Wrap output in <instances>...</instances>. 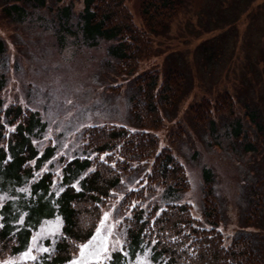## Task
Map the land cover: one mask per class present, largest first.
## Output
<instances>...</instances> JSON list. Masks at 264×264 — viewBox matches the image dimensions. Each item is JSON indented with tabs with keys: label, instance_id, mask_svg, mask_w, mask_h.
I'll list each match as a JSON object with an SVG mask.
<instances>
[{
	"label": "trees",
	"instance_id": "obj_1",
	"mask_svg": "<svg viewBox=\"0 0 264 264\" xmlns=\"http://www.w3.org/2000/svg\"><path fill=\"white\" fill-rule=\"evenodd\" d=\"M55 1L0 0V15L13 21L21 19L29 8L45 6L51 10V30L58 46L66 40L88 45L102 41L107 54L115 61L113 71L121 74L135 68L139 59L152 53L150 30H162L181 7V0H138L140 23L135 24L124 0H79L78 7L73 6V0H58L59 6H54ZM4 51L0 37V61L6 57ZM262 51L264 48L256 50L257 54ZM244 54L250 53L244 51ZM196 65L200 67L199 62ZM0 75H3L1 71ZM184 81L185 71L175 66L160 73L155 67H149L129 75L124 88L128 123L81 122L69 135V139L74 138L73 144L68 143V147L79 149L69 155H56L59 146L54 143L38 146L37 140L46 127L35 108L16 102L0 104V257L26 248L30 235L44 220L55 217L59 220L58 231L51 238L43 239L42 245L47 251H39L27 261L3 264H61L68 260L77 245L91 236L100 216L98 208L110 190L119 187L123 176L143 168L147 160L149 170L143 186L152 189L151 193L157 187V199H153L149 208L128 207L131 198L142 196L143 187L123 189L118 201V208L128 207L126 214L121 212L118 224L123 245L111 251L102 264H125L136 251H144L150 264L263 262L264 249L254 240L256 235L264 233V228L256 224L263 205L260 198L264 195L263 176L258 175L244 186L246 205L239 217L240 224L225 243L216 227L223 213L212 192L211 177H202L200 220L190 214L185 202L172 198L158 201L159 195L188 187L181 162L168 147L157 145L153 131L162 123V111L173 107ZM257 81L262 80L256 79V87L243 84L241 96L258 92ZM117 86L116 83L103 85L110 91ZM232 102V94L219 89L212 97L200 95L187 109L193 122L201 126L207 122L210 126L211 113L229 108ZM249 118L255 136L250 135L252 130L247 132L257 142L245 140L244 144L235 146L244 150L241 152L257 153L264 140V114L257 116V121L252 116ZM7 125L12 127L6 128ZM223 125L225 136L226 129L231 132L230 142L237 130H232L226 122ZM241 129H245L242 120L238 127ZM91 153H102L103 157L99 159L90 156ZM53 160L57 161L58 173ZM254 165L249 168L253 170Z\"/></svg>",
	"mask_w": 264,
	"mask_h": 264
},
{
	"label": "rangeland",
	"instance_id": "obj_2",
	"mask_svg": "<svg viewBox=\"0 0 264 264\" xmlns=\"http://www.w3.org/2000/svg\"><path fill=\"white\" fill-rule=\"evenodd\" d=\"M59 4L58 0L54 2V6ZM124 4L132 21L139 24L138 0H124ZM74 5L78 7L80 1L73 0ZM50 14L51 10L45 6H37L27 9L21 19L13 21L0 15V37L6 55L0 61V68L4 69L0 70L3 74L0 75V104L16 102L35 108L46 127L43 136L37 140L38 146L54 143L59 146L56 155H69L79 149L68 147V143L73 144L74 138L69 139V135L81 122L128 123L124 88L129 75L149 67H155L158 73L172 66L184 70V87L179 97L171 109L162 111V123L153 131L157 145L168 147L181 162L188 187L159 195L158 201L172 198L185 202L190 214L200 220L202 177H211L212 192L223 213L216 227L225 243L239 227V217L246 205L244 186L258 175L264 177V140L257 153H252L253 150L241 152V147L235 146L244 144L245 140L257 142L250 136H255V131L249 116L257 121V116L264 114V89L261 88L264 86V51L256 52L264 48V0H181L178 13L162 30H150L152 53L122 74L113 71L115 61L107 54L102 41L88 45L66 40L58 46L51 30ZM248 40L252 41L247 43ZM244 51L250 54H244ZM256 79L262 80L257 81L260 83L258 92L241 96L243 84L256 87ZM106 83L118 86L110 91L103 87ZM219 89L232 94L233 102L229 108L211 113L210 126L207 122L203 126L193 122L187 106L200 95L212 97ZM240 120L245 129L238 130ZM224 122L237 130L230 142L231 132L226 129L224 135ZM10 127L12 125L6 126ZM249 129L253 131L250 135ZM90 156L101 159L103 154L91 153ZM53 164L58 173L57 161L53 160ZM253 165L252 170L249 167ZM142 167L123 176L119 187L110 190L98 208L100 216L91 236L78 244L71 257L61 264H102L111 251L121 249L123 237L121 227H118L121 212L126 214L132 205L149 208L153 199H157V187L154 186L153 193L150 192L152 189L144 187L148 160ZM140 186L143 187L142 196L131 198L127 208H118L123 189ZM260 198L263 205L256 224L264 228V195ZM58 229V218L44 220L30 235L26 248L16 254L1 256L0 264L32 259L45 249L42 245L44 237L51 238ZM254 240L264 249V233L256 235ZM84 245L89 247L85 249ZM125 264L150 262L144 251H136Z\"/></svg>",
	"mask_w": 264,
	"mask_h": 264
},
{
	"label": "snow or ice",
	"instance_id": "obj_3",
	"mask_svg": "<svg viewBox=\"0 0 264 264\" xmlns=\"http://www.w3.org/2000/svg\"><path fill=\"white\" fill-rule=\"evenodd\" d=\"M107 218V216L105 217ZM89 247V245H84L83 248L87 249ZM106 250V249H105ZM44 251H47V249H44ZM27 255V254H26Z\"/></svg>",
	"mask_w": 264,
	"mask_h": 264
}]
</instances>
